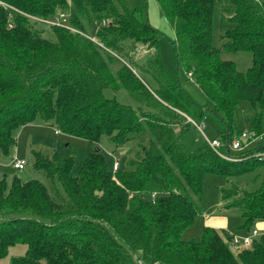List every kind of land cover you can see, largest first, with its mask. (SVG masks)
<instances>
[{"label": "trees", "instance_id": "1", "mask_svg": "<svg viewBox=\"0 0 264 264\" xmlns=\"http://www.w3.org/2000/svg\"><path fill=\"white\" fill-rule=\"evenodd\" d=\"M0 1V154L8 156L14 130L35 119L90 142L105 136L115 148L129 140L139 146L126 169L115 171L106 168L99 149L80 163L73 155L59 159L31 149L32 168L49 179L60 200L37 179L0 178V257L23 244L24 253L8 264H264V234L238 252L229 248L227 231L209 226L199 240L182 238L200 214L206 174L227 180L256 172L253 192L232 181L217 190L223 208L239 210L245 232L264 221V143L232 153L228 148L240 101L252 110L249 139L264 134V11L257 0H226L233 13L220 48L211 43L215 0H154L173 31L177 70L189 74L210 107L191 99L157 55L140 63L131 58L137 45L156 49L159 33L144 16L145 0L132 9L124 0ZM59 14L74 31L36 19ZM221 50L248 52L250 66L237 70ZM113 55L123 60L115 75ZM106 88L124 89L137 107L105 97ZM180 112L194 121L206 112L216 115L219 151L229 158L205 139L185 147L180 135L191 124Z\"/></svg>", "mask_w": 264, "mask_h": 264}, {"label": "rangeland", "instance_id": "2", "mask_svg": "<svg viewBox=\"0 0 264 264\" xmlns=\"http://www.w3.org/2000/svg\"><path fill=\"white\" fill-rule=\"evenodd\" d=\"M124 2L129 9L142 7L143 5V0H124ZM145 4L144 15L146 16L147 23L159 33L156 41V49L154 50V48H146L137 45L136 50L131 54V58L136 63H140L146 59H152L157 55L165 71L172 78H177L179 85L191 99L200 105L210 107V101L197 88L193 80L181 69L176 70L173 45L171 43L174 35L171 26L162 16L154 0H145ZM257 5L264 11V3L261 0H257ZM232 13L233 6L226 0L214 1L211 20V43L213 46L217 48L221 47L222 40L220 35L231 27L227 18H229ZM95 28L96 24L93 23L89 27L88 33L93 35ZM49 38L51 40L54 39L51 35ZM220 54L221 58L233 61L236 69L239 71H245L250 66V54L248 52H229L221 50ZM122 62L123 60L116 55L112 56L109 69L113 75H115L116 71L121 67ZM103 95L107 98L114 99L117 103L128 105L132 108L137 107V103L132 100L122 88H118L116 91L106 88L103 90ZM250 114H252V110L246 101H240L236 105L233 114L235 131L231 136L232 139L241 140L239 134L243 132L250 134V122L248 120ZM202 122L204 124L202 133L192 125H188L186 130L180 135V141L188 149H194L202 143L204 141L203 135L208 140H221L220 133L222 131V124L216 115L206 112L203 114ZM174 129L178 131L179 125H174ZM13 135L15 138V145L11 153L8 156H2L0 154V178L5 177L7 183H9L12 175H17L22 180L37 179L42 182L51 198L55 201H59L60 199L55 194L49 179L46 178L42 172L32 168L31 149L40 150L48 156L55 155L59 159L73 155L76 163H80L88 152L97 147L104 158L107 169L111 170L112 163L117 161L118 168L123 170L126 169V161L132 158L135 151L139 148L136 140H129L123 145L115 148L105 136H102L99 142L94 143L82 138L62 134L53 127L44 125L39 119H35L32 123L27 125L20 126L14 130ZM148 138L149 135L145 132L143 134V140H141L143 146L146 145ZM263 143L264 134L262 135V141L253 140L250 143V147H256ZM246 148L247 147L243 148L242 151ZM11 157L23 159L25 161L24 167L19 170L14 169L10 162ZM259 180L260 178L256 176V172L244 173L236 177L227 178V180L222 176L214 174L204 175L202 178L201 196L198 200L200 214L196 215L193 223L182 232V238L199 240L202 235L203 227L205 226V220L210 215L224 216L228 229L236 231L238 229L241 230V228H238L242 222V218L239 216V210L236 207L223 208L217 188L229 186L230 181H232L238 185L239 188L247 192H253L258 186ZM223 232L220 234L222 235ZM24 250L25 246L23 244L10 246L7 250V254L0 257V264H8L11 256L23 254Z\"/></svg>", "mask_w": 264, "mask_h": 264}, {"label": "built area", "instance_id": "3", "mask_svg": "<svg viewBox=\"0 0 264 264\" xmlns=\"http://www.w3.org/2000/svg\"><path fill=\"white\" fill-rule=\"evenodd\" d=\"M0 5H3V3L1 1H0ZM36 19L39 21H42L43 23H46V24H54V25L65 27L67 29L74 31V29L72 27L68 26V24L66 23V19H65V16L63 14H59L58 16L52 18L51 20H43V19H38V18H36ZM89 38L94 43L101 46V44L99 42H97L93 37H89ZM187 75H189V74H187ZM180 114L182 116H184L185 121L189 122L195 129H197L198 131H200L202 133V128L204 126L202 120L201 121H194L190 117L184 115L183 113L180 112ZM239 136H240L241 140L232 139L230 141V143L228 144V148L231 152H237V151L242 150L252 141V139H249L250 134L243 132V133L239 134ZM203 137H204L206 143L208 144V146L214 152H216L219 156H221L223 158H229V156L222 154L219 151L220 147L223 145L220 142V140H218V139L208 140V139H206V137L204 135H203ZM258 154L261 155V153H258ZM24 164H25V161L23 159L13 158L11 161V165L14 169H21V168H23ZM117 166H118L117 161H114L112 163V167H111L112 171H115L117 169ZM229 235H230V239L228 241L229 248L233 252H238L239 250H241L243 248L249 247L251 245L252 240L254 238H256L259 235V233L257 232V230L255 228H252L250 231H247L244 234L229 233Z\"/></svg>", "mask_w": 264, "mask_h": 264}, {"label": "crops", "instance_id": "4", "mask_svg": "<svg viewBox=\"0 0 264 264\" xmlns=\"http://www.w3.org/2000/svg\"><path fill=\"white\" fill-rule=\"evenodd\" d=\"M254 140L262 141V135L259 138H256ZM250 143L248 146H246L247 148L251 146ZM225 220L226 219L224 216L210 215V216H208V218H206L204 224H205V226H209V227L216 229L219 233H222L223 231H227L229 233H236V234H244L245 233V230H243V229H241V230L238 229L237 231L233 230V229H228L226 227ZM238 228H240V227H238ZM252 228H255L259 234H264V221H256Z\"/></svg>", "mask_w": 264, "mask_h": 264}, {"label": "water", "instance_id": "5", "mask_svg": "<svg viewBox=\"0 0 264 264\" xmlns=\"http://www.w3.org/2000/svg\"><path fill=\"white\" fill-rule=\"evenodd\" d=\"M145 16V15H144ZM146 17V16H145ZM176 67V66H175ZM176 70H177V67H176ZM98 150V148L96 147V148H94V151H97Z\"/></svg>", "mask_w": 264, "mask_h": 264}]
</instances>
